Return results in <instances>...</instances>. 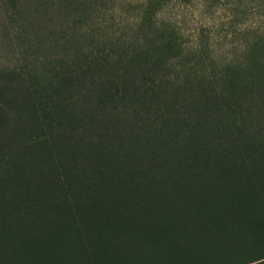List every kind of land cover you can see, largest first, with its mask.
Wrapping results in <instances>:
<instances>
[{
	"label": "trees",
	"instance_id": "obj_1",
	"mask_svg": "<svg viewBox=\"0 0 264 264\" xmlns=\"http://www.w3.org/2000/svg\"><path fill=\"white\" fill-rule=\"evenodd\" d=\"M97 1L0 0V264H264V0L219 58L159 18L187 0L98 47Z\"/></svg>",
	"mask_w": 264,
	"mask_h": 264
},
{
	"label": "rangeland",
	"instance_id": "obj_2",
	"mask_svg": "<svg viewBox=\"0 0 264 264\" xmlns=\"http://www.w3.org/2000/svg\"><path fill=\"white\" fill-rule=\"evenodd\" d=\"M40 1L45 2L44 6L40 7L41 11H52L55 0L50 1V3L49 0ZM142 1L106 0L101 4L102 6L98 5V1L95 3L88 15L85 16V21L94 30L99 31L102 40L97 44L98 47L109 46L110 42L107 40L109 37L129 39L133 36L139 27L138 22L142 18L143 10L138 6ZM136 6L138 7L136 8ZM158 16L169 19L171 25L177 27L183 35L182 39L188 44L195 42L197 31L203 27L205 33L208 31L207 47L216 58L222 55H230L228 57H231L232 49H235L232 46L233 41L239 38L238 31H231V34L226 31L227 35L223 36L222 34L225 32L222 30L220 32L216 28L221 20H232L233 18L237 25L241 26L240 28H252L256 19L254 0L171 1L158 13ZM3 23H7V21L5 10L0 6V62L10 64L13 60L21 57V54L28 50L29 46L26 40H19L13 30L5 32ZM22 49L25 51H21ZM43 51L47 52V49ZM28 53L30 52H26V54Z\"/></svg>",
	"mask_w": 264,
	"mask_h": 264
}]
</instances>
